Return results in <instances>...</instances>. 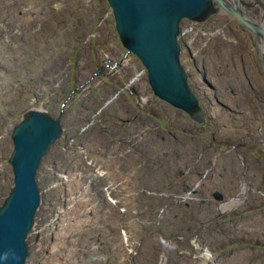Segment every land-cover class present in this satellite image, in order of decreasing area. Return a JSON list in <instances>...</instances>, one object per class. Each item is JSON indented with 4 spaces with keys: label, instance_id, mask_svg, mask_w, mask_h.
Masks as SVG:
<instances>
[{
    "label": "rangeland",
    "instance_id": "1",
    "mask_svg": "<svg viewBox=\"0 0 264 264\" xmlns=\"http://www.w3.org/2000/svg\"><path fill=\"white\" fill-rule=\"evenodd\" d=\"M206 23L214 25L219 33L202 53L207 58L200 69L203 73L198 82L200 87L192 85L212 116L209 122H202V128L198 125L187 128L189 120L178 116L173 107L159 103L143 78V83L134 88L139 97H146V103L154 106L143 109L130 91L125 92V83L143 67L134 56H124L126 50L105 0H0V204L13 183L8 162L12 149L10 135L23 112L29 108L45 109L54 117L60 116L64 134L76 133L102 99L113 101L85 138L91 146L88 153L103 161L109 181H115L108 169L110 160L117 158L119 165L136 173L141 185L169 187L157 195L161 199L171 189L185 188L206 169H212L207 181L214 178L216 183L211 189L205 188L204 183L200 199L195 203L171 205L164 222L150 231L134 222L131 227L135 232L129 239L137 238L135 243L127 240L130 233L126 228L133 213L116 209L104 223L114 225L117 221L121 225L115 226L111 237L103 232L102 246L98 248L102 253L111 249V254L90 261V252L97 246L93 237L101 233L92 229L100 227L103 221L98 224L93 217L96 200L91 199L82 182L83 162L76 157L72 166L66 168V143L64 139L57 145L54 142V149L38 172L44 203L37 216V227L28 239L27 264H130V255H138L140 234L145 238L136 264H140L138 258L144 252L142 264H204L206 250L212 255L213 264H264V117L261 114L264 103H261L263 107L257 103L260 110L256 113L258 98L254 92L259 89L263 94L264 74L254 39L246 30L226 14ZM184 24L187 28V22ZM115 60L120 64L112 71ZM103 65L109 70L102 71ZM208 97H212L213 104ZM61 109H64L62 113ZM142 110L149 117L141 115ZM141 117L143 122L132 123ZM123 128L134 131L133 136H127L129 141L119 136ZM142 131L144 139L140 141ZM133 138L140 141L139 146L132 150L134 155L125 158L122 152H117L119 139L128 145ZM253 138L262 142L252 144ZM99 150L101 154H97ZM53 152L62 153L63 160L51 174ZM61 176L65 181H60ZM245 185L248 191L243 196L240 193ZM138 189L134 190L133 211L140 197ZM125 191L127 186L114 184L115 195L122 199L121 208L131 205L121 194ZM216 191L223 192L225 199L240 194L239 201L221 202L214 197ZM72 204L78 207V213H72ZM159 205L147 204L156 208ZM139 206L143 207V203ZM85 209H89L88 215ZM101 211L102 219L109 217L107 208L102 207ZM124 213L132 216L126 221L120 216ZM151 213L144 210L140 214L146 217ZM123 227L126 236L121 232ZM160 237L171 240L177 249L168 250L171 245L165 248ZM153 238L157 239V247L153 246ZM182 250L187 255L181 254Z\"/></svg>",
    "mask_w": 264,
    "mask_h": 264
},
{
    "label": "water",
    "instance_id": "2",
    "mask_svg": "<svg viewBox=\"0 0 264 264\" xmlns=\"http://www.w3.org/2000/svg\"><path fill=\"white\" fill-rule=\"evenodd\" d=\"M105 1L126 50L124 56L132 54L143 63L152 93L186 111L199 123L206 121V114L191 85L190 72L183 58L184 45L179 39L183 19L203 23L220 13L234 18L256 41L264 73V24L246 0ZM258 3L264 8V1L258 0ZM252 5L255 7L254 3ZM118 64L117 60L115 65ZM63 111L61 109V113ZM63 133L60 116L54 117L39 108L23 112L22 119L12 129L8 161L12 166L13 185L0 205V264H27L30 255L28 238L35 228L43 201L38 172L51 145ZM253 159L258 163L256 156L253 155ZM195 183L192 189L197 195L202 186ZM239 195L226 201L237 202ZM221 196H224L223 192L214 193V197Z\"/></svg>",
    "mask_w": 264,
    "mask_h": 264
},
{
    "label": "bare ground",
    "instance_id": "3",
    "mask_svg": "<svg viewBox=\"0 0 264 264\" xmlns=\"http://www.w3.org/2000/svg\"><path fill=\"white\" fill-rule=\"evenodd\" d=\"M261 1H264V0H261ZM246 2L251 5V7L253 9L252 10L253 13H255L259 17L261 23L264 24V8L258 3V0H255V2L259 5V7H257L256 5L254 7L252 5V3H254L253 0H246ZM220 14H216L213 17H215L217 15H220ZM213 17H211L210 19H212ZM232 19L236 22L237 25H239L234 18H232ZM209 20H207V21H209ZM185 22H187V25H188L187 28H185V24H184ZM206 22L200 23V22L192 21L190 19H183L182 22H181V24H180L179 39L181 40V42L184 45L183 58L185 59V62L187 64L188 69H189V72H190L191 85H192V83L193 84L195 83V85H197V87H200L198 85V82H200L201 76H203V73L200 72V69L198 67L201 65L200 64L201 63V60L202 59H205L206 60V58H207V56H204L202 53L204 52V49L208 48V46L211 43V41L219 33L218 29L216 27H214V25L209 26V24L206 23ZM29 34L30 33H28L27 35H29ZM254 42H255V47H256V41L254 40ZM201 43H203L202 47H201ZM2 54L4 55L3 52H2ZM129 55H132V54H129ZM132 56H134V55H132ZM108 61H110V60H107V62ZM116 61L117 60H115V62ZM115 62L111 66V67H113L112 69H110L112 71L117 67V65H115ZM259 64L261 65L260 61H259ZM104 66L105 65H103L102 67H104ZM142 67H143V70H140L139 69V71H135V75L133 76V78L130 79V81L128 83H125V87L124 88H125V92L126 91H130V93L136 99L137 104L141 108L148 109L149 107L154 106V105L152 103H150V102H147L146 103V97H143V96H140L139 97L138 96V92L137 91H134L135 90L134 86L143 83L141 81V78H143V80L145 81V83L147 84V86H150V84L148 82L147 70H146V68L143 65H142ZM261 69H262V67H261ZM106 70L108 71L109 69L106 67L102 71H106ZM191 74H192V76H191ZM193 76L195 77L194 81H192V77ZM195 91H196V89H195ZM214 97H216V94H214ZM208 98L210 100V103L213 104L212 97H208ZM155 99L159 103L165 104L167 107H169V106L173 107L174 110H175V112L178 113V116H182V117L187 118L189 120V124H190V125L187 126V128H193L195 125H198V128H202V122L199 123L196 120L192 119L187 114L186 111H184V110H182L180 108H176V107L170 105L168 102L160 100L156 96H155ZM112 101H113V99H104V100L102 99L101 102H100V104L95 109H93L90 112L87 120L79 127V129H77V132L76 133H69V134H64L63 133V136L60 139H57L55 141V145H57V143L59 141L61 142L62 139H64V141L66 143V147H67V152H66V157H65V165H66V168H69V167L72 166V163L76 159V157L79 158V160L81 162H83V165L85 166V168L83 166L82 167V171L81 170H80L81 172L79 171L80 172V176L83 177V181L82 182H84V187H85V189H87L88 194L92 196L91 199L92 200H94V199L96 200V201H94L95 202V205H94L95 207H94V211H93V217L96 218L97 221H99L98 224H100V221H103V223H102V225H100V227H94L92 229V231L98 230V231H101V233L99 232L97 234V238H94L93 237L94 241L97 242V246L95 247L93 245L95 249L90 252V256H89L90 261L91 260H97L99 257H100V260H102L103 257L108 258L110 256L111 249L110 250L107 249L106 253H102L98 248L102 246L103 237L105 235V233H103V232L106 231V234L110 235V237H111V235H112L111 233H112L113 230H115L114 229L115 226L116 225H121V224L117 223V221H115L114 225H108L107 223H104V221H106L108 218H110L112 215H114V212L116 211V209H121V211H127L128 210V211H131L133 213V218H131V219H129L132 216L130 214L124 213V214L120 215L121 217L126 218V221L129 219L126 228L128 229V232L130 233V235L127 236V240L130 241V239H129L130 236L134 235V232H135L133 230V227H131V225L134 222H136V225L137 224L138 225L140 224V226L143 229H146V230L150 231V230L154 229L155 227L160 226L164 222V219L166 217V213H167V211H168V209H169V207L171 205L174 204V205L185 206V205H189V204H192V203H195V202L199 201V199H200V197H199L200 192H198V194L196 195V193L194 192L195 190L192 189V187L196 186V183L195 182L199 183L200 186H203V184L205 183L204 186H206V184H207V187L209 189L213 188L216 185L214 178H211L209 181H207L208 177L211 174L212 169H206L205 171H203L202 173H200V176H199V178L197 180L192 181L185 188L171 189L169 193L163 194V196H162L163 199H161V198H158L157 195L160 192H166L165 189L166 188H169V187H165V186L146 187L144 185H141L136 180V173L133 172V171H131V170H126L125 168L122 167V165H119L120 160L117 159V158H113V159L110 160V165L108 166V169L111 172L110 176L115 177V181H109V178L107 176V169L104 166H102L103 161L101 162V160L97 156L96 157H91V155H90L91 153H88L89 151L91 152V146L88 145L87 139L85 137H86L87 133L91 130V128H93L95 126V124H96V122L98 120V117L111 105V102ZM200 101H201V104H202L201 98H200ZM216 101H217V103H219L218 100H216ZM257 103H260L261 104V101L259 99H257V101H256V110H255L256 113H257L258 110H260ZM65 104H66V100H64L62 106H65ZM220 104L222 105L223 103L220 102ZM202 106H203V104H202ZM261 106L263 107L262 104H261ZM204 108H205V110H204ZM39 109H41V108H39ZM203 111H207L208 114H209V116L210 117L212 116L211 113H210V111L206 107V105H205V107L203 106ZM261 114L264 117V112L263 111H261ZM141 115H145V116L149 117L148 112L146 110H142V114ZM21 119H22V116H21ZM142 119H143L142 117L140 119H138V120L135 119V121H138V122L136 123V122H133L132 121V123L138 124L140 122H143ZM168 119H169V117H168ZM204 122H208L207 119ZM126 123H129V122H126ZM126 123H123V124H126ZM160 124H162V122H160ZM124 128L119 131L120 132V135L119 136H121V138H123L124 140L129 141V138H127V136L128 135L133 136L134 135L133 134L134 131L128 130L127 128L124 129ZM161 128L164 129L163 126H161ZM179 128H182V127L180 126ZM173 129H175V127ZM124 130H128L126 132L127 134L124 133ZM202 130H204V129H202ZM172 131H173L172 129L169 130V132H172ZM143 135H144V132L142 131L140 136L142 137ZM1 138H2V136H0V147L2 148ZM10 139H11V137H10ZM143 139H144V136L140 139V141L143 140ZM140 141L139 140H135L133 138V139L130 140V144L126 145L125 142H123L121 139H119L118 145H119L120 148L118 149L117 152H119V151L122 152L123 157L128 158V157L134 155L132 153V150L134 148H137L139 146ZM258 141L259 142H262L261 139H254L253 138L252 139V144H254L255 142H258ZM11 142H12V140H11ZM112 142H113V140H112ZM53 149L54 148L51 145V148L48 151V153L44 156L43 161L45 160V158L47 157V155H49V153ZM101 151L102 150H99L97 154H101L102 153ZM51 156H52V159L50 161L49 171L52 174L53 172H55V169H59L60 162L63 160V154L62 153H56L55 154L53 152V154ZM11 169H12V166H11ZM224 169H227V168H224ZM12 173H13V171H12ZM75 173H77V172H75ZM45 177H47V176H45ZM37 178H38V176H37ZM76 179H78V178H76ZM39 180H42V179L38 178V181ZM75 180L73 179V181H75ZM60 181H65V177L64 176H61ZM97 182L98 183L101 182V184H100L101 186L99 188L97 187V185H98ZM115 183H119L121 186H127L128 187V191L122 192L121 194H122L123 197H127V200L129 199L131 201V203H129L131 205L128 204L129 205V208H121L122 199H120V197H118V196L115 195V192H114V184ZM12 185H13V183H12ZM12 185H11V187H12ZM81 186L82 185H80L78 187H81ZM136 187L139 188L138 190L140 192V197H139V201H138V204H137V208H136L135 211H133V208H134L133 207V195H134V190L136 189ZM102 190H103L104 193L102 192ZM41 191H42V198H43L42 204H43L44 203V195H43L42 188H41ZM246 191H248V187L245 185L243 187V189H242V192H241L242 194L241 195L244 196ZM5 194H7V193H5ZM44 194H45V192H44ZM223 195H224V193H223ZM71 196L73 198V195L72 194H71ZM77 197H79V196H77ZM46 198L48 199V197H46ZM80 199H81V197H80ZM215 199H217V200H219L221 202L226 201L225 195L223 197L221 196L219 198L215 197ZM2 202H1V204H2ZM148 202H154V203H158L160 205L157 208L156 207H151V206H147ZM139 203H143V207L139 206ZM70 204H69V206H70ZM86 205H88V204L86 203ZM102 207L107 208L109 217H104L102 219V216H104L103 213H102V211H101ZM71 208H72L71 209L72 213L73 212L75 213L76 210L78 209V207L76 208L75 205H73V204H72ZM40 210H39V212H40ZM144 210L150 211V212H153V213H151L150 215H147L145 217V216H143V215L140 214L141 211H144ZM84 211H85V213H87L85 215H88L89 209H85ZM39 212H38V214H39ZM76 213H78V212H76ZM82 215L84 216V214H82ZM124 223L125 222H123V224ZM50 226L53 228L55 226V223H53ZM85 226H86V224H85ZM87 226H88V223H87ZM36 227H37V219H36V225H35V228L33 229V231L36 229ZM126 228L123 227V229L121 230V232L125 236L127 235ZM88 229H90V228H88ZM67 230L68 229H66V231ZM33 231L31 233H33ZM63 231H65V229ZM70 232H72V231H70ZM67 234H65V236H67ZM100 234H101V236H100ZM37 236L40 238V233L39 232L37 233ZM193 237H195V234L193 235ZM144 238H145V235L140 234V242H139V244L137 246L138 255L137 254L130 255V259H129L130 260V264H136V259L139 256V254H140V252H141V250L143 248V241H142V239H144ZM179 238H182V237H179ZM159 240H160L161 243H163V245H164L165 248H168L169 245H171V247L168 248V250H175V249H177V246L174 245L171 242V240H165L162 237H160ZM113 241H115V239ZM136 241H137V238H136V240H132L130 242L135 243ZM193 242H194V240H193ZM155 244H157V239L156 238H153V246L154 247H157V246H155ZM113 245L114 244H112V246ZM73 246H74V244H73ZM206 251H207V253L204 254V256H205L204 264H213V261L214 260H213L212 255L208 252V250H206ZM93 252H97V254H93ZM180 252L183 255H187V251L186 250H182ZM144 253L142 254V256L140 258H138V262L140 264H142L144 262V260H145V254ZM193 258L196 259L197 258V254H194L193 255ZM41 260H42V258H41ZM165 260H166V258L164 259V261Z\"/></svg>",
    "mask_w": 264,
    "mask_h": 264
},
{
    "label": "flooded vegetation",
    "instance_id": "4",
    "mask_svg": "<svg viewBox=\"0 0 264 264\" xmlns=\"http://www.w3.org/2000/svg\"><path fill=\"white\" fill-rule=\"evenodd\" d=\"M238 26H240V25H238ZM241 27V26H240ZM205 41V40H204ZM202 45H203V43H201V47H202ZM256 49H257V52H258V54H259V51H258V47H256ZM204 53V52H203ZM205 59H202L201 60V65L198 67L199 69H201L203 66H204V64H205ZM259 61H260V55H259ZM259 66L261 67V65L259 64ZM262 70V69H261ZM262 72H263V70H262ZM264 74V73H263ZM260 87H261V85H260ZM259 87V88H260ZM254 92H255V94L257 95L256 97L261 101V103H264V92H263V94L261 95V92H260V90L259 89H256V90H254ZM204 113L206 114V119H207V121L209 122V119H211V117L209 116V114H208V112L207 111H204Z\"/></svg>",
    "mask_w": 264,
    "mask_h": 264
}]
</instances>
